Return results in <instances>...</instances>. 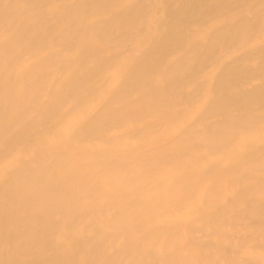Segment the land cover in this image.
I'll list each match as a JSON object with an SVG mask.
<instances>
[{"label":"bare ground","instance_id":"6f19581e","mask_svg":"<svg viewBox=\"0 0 264 264\" xmlns=\"http://www.w3.org/2000/svg\"><path fill=\"white\" fill-rule=\"evenodd\" d=\"M62 1V10H58L59 7L52 10L53 0H0V159L20 145L27 147L37 134L44 136L51 127L65 125L74 114L88 111L93 105L92 109L95 108L97 104L92 103L95 96L100 103L74 126L70 141H61L60 146L57 142L58 146L50 148L49 156L42 153L46 157L34 166L22 168L21 164L16 171L6 173L0 191L4 203L0 208V254L13 255L5 259L6 264H235L236 256L229 250L216 255L210 251L207 241L202 244L198 239H190L187 246L189 250L197 247L198 252L182 256L171 241L174 239L172 232L158 226L153 228L150 237L167 241L160 262L154 261L155 248L139 256L137 232L144 221L163 210L157 203L146 206L138 196L153 181H146L143 167V174L136 181L130 173V161L124 157L104 156L100 149L91 148L90 144L104 141L111 147L108 128L149 121L156 112H159L158 122L140 132L130 131L134 132L132 139L148 137L161 124L174 122L178 117L176 112L182 110L185 103L192 105L198 100L193 101L194 96H199L197 92L184 94L186 84L207 72L224 51L234 50L246 41H260L254 55L259 57L258 67L243 66L245 56L235 55L236 58L215 73L213 90L216 93L211 101L215 99L200 121L204 124L210 121L211 126L203 130L189 127L175 142V150L188 158L207 155L197 154L192 147L193 140L199 138L211 156L233 159L239 147L233 149L227 141L219 143L230 137L229 123L214 118L221 109L234 106L239 111L233 118L239 119H233L232 126L257 122L264 130V0H159L158 4L152 0ZM46 6L51 8L47 7V11ZM154 9L155 15L150 18ZM152 20L160 30L157 34L149 31ZM210 27L213 29L202 49L197 45L193 51L186 50L192 30L205 34ZM137 44L139 49L129 48ZM179 55L180 58L172 60L170 65L165 64ZM247 58L252 60V57ZM117 74L121 75V80L116 85L104 81L105 76L112 80ZM156 76H160V84L155 82ZM199 82L196 88L203 89L206 80ZM232 87L238 90L230 91ZM133 93L136 96L127 101L126 97ZM175 103L179 107L171 113L169 109ZM246 113L251 119L240 121V116ZM165 153H158L160 162H170ZM139 161L151 172L152 162ZM74 162L79 164L76 170L60 180L62 173L58 183L49 182L50 177L60 169L73 166ZM119 179L122 188H130L133 198L129 201L109 198L102 203L100 182ZM217 180H222L220 175ZM230 182L233 184V179ZM236 182L243 185L241 179ZM241 190L245 192L248 188L241 187ZM240 192L238 190L233 196L235 204H241L238 215L233 220L224 217L214 222L225 225V229L235 235L246 234L251 238L264 231V222L262 215L259 219L254 215L259 204L249 197L243 199ZM47 202L69 215L71 230H83L80 236H75L74 260L57 256L54 259L49 255L40 258V253L49 248L47 236L51 231L40 228L42 226L37 223L41 220L36 223L35 219L40 215L38 212L48 208L49 205L43 208ZM119 202L127 205L128 215L116 212ZM96 221L109 222L106 233ZM239 221L245 222L240 224ZM24 226L25 231L23 229L19 236L10 234L11 230ZM38 235L45 239L30 243L33 236ZM122 235L124 242L117 245ZM105 236L108 238L103 240ZM15 244L20 246L15 248ZM110 247L113 252L108 254L106 249ZM18 258L24 260L21 262Z\"/></svg>","mask_w":264,"mask_h":264},{"label":"rangeland","instance_id":"374dc122","mask_svg":"<svg viewBox=\"0 0 264 264\" xmlns=\"http://www.w3.org/2000/svg\"><path fill=\"white\" fill-rule=\"evenodd\" d=\"M61 2L63 1L53 0V2L51 3L53 7H48L50 5L49 4L44 9H46L47 11L50 8L52 10H56L59 7L58 10H62L61 4L63 3ZM152 2L154 4H158L160 1L152 0ZM155 11L156 9L151 11L150 18L155 15ZM163 12L164 11L162 10L161 13L163 14ZM150 23H153V20ZM145 26L148 27V23L145 24ZM218 26L219 24L215 27ZM211 28L212 27H210L209 29L206 28L205 34L196 30H192V39L190 40V44L188 46H185L186 50L193 51V49H195L197 45H200L199 48L202 49V45L207 42L206 37L210 35L211 30L213 29ZM149 31L150 33L156 34L160 32L155 22L153 23L152 27L149 28ZM259 43L260 41H246L243 44L244 46L242 45L231 51H224L223 56L221 57V55H219L217 57V61L214 62V64L209 68L207 72L201 73L198 77L195 78L194 81L186 84L183 88L184 94L197 92V94L199 93V96L198 98L194 96L193 101H196V99L198 100L192 105H187L185 103V106H183L184 108L182 110L179 109L178 111L176 109L179 107V105L177 103L173 104L169 111H171V113L177 111L176 114L178 117L174 122L168 125L161 124V126L157 128L155 132H152L148 137H138L132 139L131 137L134 132L130 131L136 130V132H140L142 129L150 126L153 122H158L159 112H156L151 119L153 121H142L137 122L135 125L125 124L121 127H111L108 128V130L106 129L107 133L109 132L108 136L112 138L111 147H107V143H105L104 141H94L92 144H90L91 148L100 149L104 156H108L110 158L114 156L120 158L124 157L127 161H130V167L132 168L130 173L136 181H138L141 174H143L142 167L144 172H146V181H148L149 179L150 181H153V184L143 189L142 194H139L138 196L146 206L149 207L160 204V207H163V210L161 211V214L154 215L149 221H144L145 223L143 224L142 229L137 232L136 239L140 243L138 250L139 256H144L145 253L148 252V249L155 248L156 251H154V261L157 260L158 262H160L159 260L164 254L163 247L166 246L167 241L165 238H159V240H156L150 237L153 228L158 226L161 229H167L169 233L170 231L172 232L174 239L171 241L174 243V245H176L178 251L182 254V256H186L188 253L194 255L196 252H198L197 247L193 246L191 250L187 248L188 244L190 245V239H193L195 241L198 239L202 240L200 242L202 244L204 243V241H207L210 251L216 255L226 254L227 250H229L232 256H236L237 261L235 264H264V231L250 238L246 234L235 235V233L227 231L225 229V225L216 224L214 222L219 221L224 217H228L229 219L233 220L235 215H238V211H240L241 209V204L237 206L235 204V197H233L234 194L238 192V190L242 192L243 199L249 197L248 199H254L256 201V204H259V207L256 209V211H254V215H258V219L259 216L262 215V222H264V130L260 129V123L256 122L257 124L255 123L249 126L245 124L232 126L230 122L233 119H239L233 118L236 117V113L239 111L234 106L221 109L219 111V114L216 115L217 117L215 116L214 119L219 118L222 122L229 123L227 124L229 126L227 129H229L228 135L230 137L226 138L225 141L223 139L219 140V143H225L227 141V145L229 147L233 149L235 147H239V153L233 159L225 160L218 155L211 156V154H208V149L206 148V146H204L202 142H200L199 138L196 137H194L196 139L193 140L194 143L192 144V147L197 152V154L200 152L207 154L205 157L188 158L175 150L176 140L182 134L186 133L187 128L195 127L196 130L198 128L200 130H203L205 129L204 127H208L210 125V121H206L207 124H204L205 122L200 121L202 119V116L210 111V104L215 99L214 98L211 101V98L216 93V91L213 90L215 73L223 68V65L226 62L236 58L234 57L235 55L245 56L243 59L245 61L242 62L243 66L246 64L253 68L258 67L260 61L259 57L254 55H256L257 51L259 50ZM129 48H131V50H133V48L137 50L140 48V46L139 44L131 45L129 46ZM244 48H247V50L244 51ZM128 52L131 53L132 51ZM247 57H252V60L249 61V58ZM178 58H180V55L168 59L165 64L170 65L172 60L175 61ZM117 70H115L114 72H116ZM60 78H62V75L60 76ZM159 78L160 76H156L155 78V82H157V84H160L161 82V78ZM203 79L206 80V86L203 89L196 88V86L200 83L199 81ZM120 80V74H117L112 78V80H109L107 76H105L104 78L105 82L108 83V81H112L113 85L119 83ZM246 87L247 86H245V88ZM236 89L238 90L237 87H232V89L229 90L235 91ZM134 96H136L135 93L129 95L128 98L126 97V100L128 101ZM98 100L99 99L97 98V96H95L92 103L97 104V106L92 109V107L94 106L93 105L87 110H92V112L96 110L100 104H98ZM88 111L83 110L74 114L65 125H54L55 129H57L56 133L54 132L55 129L51 127L47 132L49 134L44 133V136L42 134H37L35 138H33L26 144L27 147L24 148L25 145H20L16 147L15 150H12L11 154L9 153L8 155L4 156L2 158L4 161L0 159V191L2 182L6 178V175H8L6 173L10 174L16 171V169H19V165H23L22 168L32 167L35 164L39 163V161L41 162L43 158L46 157V155L49 156L48 153H51L52 146H60V143L62 145V142L65 143L67 141H70L69 139L71 133L74 131V126L86 118V113ZM241 112L245 113L244 111ZM240 117V121L242 122L251 119L248 113H246L245 115L242 114ZM122 132L126 133L123 134ZM113 140H117L119 142H114ZM57 142L58 145L56 144ZM41 150L43 152H40ZM162 151H166L165 155L170 158V162H160L161 158L159 159L157 155ZM42 153H46V155L44 154V156ZM6 157L8 158L7 160H5ZM139 159H145L147 162H152L153 168L151 172L146 170L147 166H142V164H140ZM71 165L73 166L70 167L69 165L68 167L60 169L61 172L58 171L55 176H53L52 178L50 177L51 180L48 179L49 182L51 181L52 183H58V176H60L62 173L64 174L60 176L61 180L64 176L67 175V173L76 170L79 164L78 162H74ZM68 168H70L69 171ZM230 174L231 176L229 177ZM217 175H220V177L222 178L221 181L217 180ZM230 179H233L234 185L231 184ZM237 179H241L243 181V185L238 184L236 182ZM244 181H247V185H244ZM105 183L100 182L101 185L99 188V196L102 203H104L109 198H115L125 201H129L133 198L134 194L130 192V188L121 187L120 179L115 181L113 180L106 184ZM241 187L248 188V190L246 191L250 192H244L243 190H241ZM245 194L248 196H246ZM0 198V208L2 209L1 206H3L4 203L1 196ZM119 203L120 204H117L116 206V212L121 215H128L130 211L126 208L127 205H125V203L123 202ZM46 205H49L50 207L48 206V208H50L51 210L48 208H44ZM53 205V203L48 204V202L43 204L44 209L37 213L42 215L43 212H45L42 215L43 217L39 215V218L37 215V219H35L36 223L41 220L39 223H37L42 226L40 228L50 229L51 231L50 235L47 236V244H49V248L45 251H42V254L40 253L41 256H39L41 258L49 255L51 258L54 256V259L57 257H68V259L74 260L76 257L74 250L75 240L77 239V236H80L82 234L83 230L82 228H77L75 231L71 230L69 227L71 222L69 215L60 210L57 205L54 207ZM52 209L55 210L52 212ZM96 222L98 226L102 227L103 229L107 228L109 223L108 221ZM243 222L245 221H239L240 224ZM49 223L51 224L50 226ZM23 229L25 231V226L24 228L20 227L17 230L15 229L16 231L14 229L11 230L10 234L14 237L19 236V234L23 233ZM104 232L106 233L107 229H105ZM105 237L106 238H103V240H106L108 238L107 236ZM44 239L45 236H33V239H31L30 243L34 241L40 242V240L43 241ZM123 242L124 235L118 238L116 244L120 245ZM18 245L20 246V244ZM18 245L15 244V248L18 247ZM110 248L106 249V252L108 254H111L113 252V248ZM46 251L48 252L45 253ZM0 255V264H6L7 262L5 259L8 256H13L6 253ZM18 260L22 262L24 259L18 258ZM134 264L140 263L134 262Z\"/></svg>","mask_w":264,"mask_h":264}]
</instances>
